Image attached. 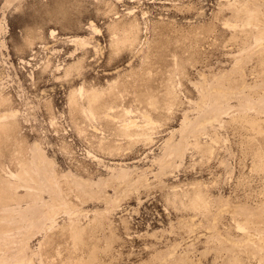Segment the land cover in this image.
I'll list each match as a JSON object with an SVG mask.
<instances>
[{
	"label": "rangeland",
	"instance_id": "rangeland-1",
	"mask_svg": "<svg viewBox=\"0 0 264 264\" xmlns=\"http://www.w3.org/2000/svg\"><path fill=\"white\" fill-rule=\"evenodd\" d=\"M0 264H264V0H0Z\"/></svg>",
	"mask_w": 264,
	"mask_h": 264
},
{
	"label": "bare ground",
	"instance_id": "bare-ground-1",
	"mask_svg": "<svg viewBox=\"0 0 264 264\" xmlns=\"http://www.w3.org/2000/svg\"><path fill=\"white\" fill-rule=\"evenodd\" d=\"M128 32H129V31H128ZM126 33H127V30H126ZM126 33H125V34H126Z\"/></svg>",
	"mask_w": 264,
	"mask_h": 264
}]
</instances>
